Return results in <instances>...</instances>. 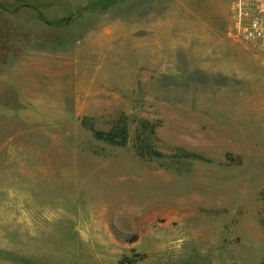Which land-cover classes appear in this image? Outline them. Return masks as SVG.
I'll return each mask as SVG.
<instances>
[{
	"label": "rangeland",
	"instance_id": "374dc122",
	"mask_svg": "<svg viewBox=\"0 0 264 264\" xmlns=\"http://www.w3.org/2000/svg\"><path fill=\"white\" fill-rule=\"evenodd\" d=\"M169 12L0 0V264H264V56Z\"/></svg>",
	"mask_w": 264,
	"mask_h": 264
},
{
	"label": "crops",
	"instance_id": "0c3cea01",
	"mask_svg": "<svg viewBox=\"0 0 264 264\" xmlns=\"http://www.w3.org/2000/svg\"><path fill=\"white\" fill-rule=\"evenodd\" d=\"M222 1L224 2V0H166V3H168V5L172 8V13L169 12V14L166 15V18L164 19V21H166V24L164 26L162 20L164 17L163 15H161L162 17L158 18L157 28H159L158 37H165L167 40H169V42L164 41L165 44L163 46L159 44L157 46L159 51L157 52L159 54H166L167 44V48L172 47L175 53H178V49L182 50L183 52H186L187 43H185L184 41L186 38H190L198 41L206 40L207 48L205 50V53H215V50H211L210 48L216 46V42H214V40L218 38H226V35L223 34V30L221 29L222 19L220 5ZM194 18H196V20L198 21L197 25H200V23H204L206 25V28L197 26L194 28V30H191V24ZM164 30L166 32H171V40L169 37H167V33H163ZM229 36L234 38L232 35H230V32ZM233 40L235 42L237 41L236 43H238V45L241 46L243 49H251L253 52L259 51L261 52L259 55L264 56V46H248L246 43L236 40V38H234ZM261 61L262 64L260 69L264 71V58H261Z\"/></svg>",
	"mask_w": 264,
	"mask_h": 264
},
{
	"label": "built area",
	"instance_id": "2783aa9c",
	"mask_svg": "<svg viewBox=\"0 0 264 264\" xmlns=\"http://www.w3.org/2000/svg\"><path fill=\"white\" fill-rule=\"evenodd\" d=\"M230 35L257 47L264 46V0H229Z\"/></svg>",
	"mask_w": 264,
	"mask_h": 264
},
{
	"label": "trees",
	"instance_id": "16d2710c",
	"mask_svg": "<svg viewBox=\"0 0 264 264\" xmlns=\"http://www.w3.org/2000/svg\"><path fill=\"white\" fill-rule=\"evenodd\" d=\"M96 136L99 137V138H102V133L100 132H95ZM122 142V141H121Z\"/></svg>",
	"mask_w": 264,
	"mask_h": 264
}]
</instances>
